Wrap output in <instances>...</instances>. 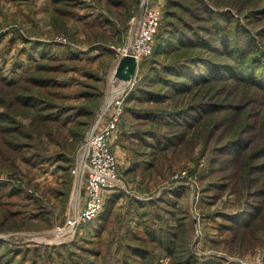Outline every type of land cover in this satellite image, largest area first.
Listing matches in <instances>:
<instances>
[{"label": "rangeland", "instance_id": "374dc122", "mask_svg": "<svg viewBox=\"0 0 264 264\" xmlns=\"http://www.w3.org/2000/svg\"><path fill=\"white\" fill-rule=\"evenodd\" d=\"M147 1L0 0V264H264V0H149L173 42L216 22L237 45L244 28L257 73L186 90L163 67L213 52L169 48L143 57L141 80L107 106ZM117 102L123 185L101 220L68 232L86 137Z\"/></svg>", "mask_w": 264, "mask_h": 264}, {"label": "built area", "instance_id": "2783aa9c", "mask_svg": "<svg viewBox=\"0 0 264 264\" xmlns=\"http://www.w3.org/2000/svg\"><path fill=\"white\" fill-rule=\"evenodd\" d=\"M148 2L149 0L145 3L140 17L131 21L132 27H136V32L133 28L130 29V39L125 44L122 55V57L131 55L137 61V72L131 80H128L127 87L134 86L141 80L138 71L140 60L153 53L161 9ZM121 115L122 109L117 102L109 120L102 126L97 124L86 137L79 165L74 170L80 179L84 204L80 213L69 222L66 230L68 232L94 219L103 209L107 194L120 189L123 185L117 158L110 147L112 131L117 127ZM84 152L85 156L82 159Z\"/></svg>", "mask_w": 264, "mask_h": 264}, {"label": "trees", "instance_id": "16d2710c", "mask_svg": "<svg viewBox=\"0 0 264 264\" xmlns=\"http://www.w3.org/2000/svg\"><path fill=\"white\" fill-rule=\"evenodd\" d=\"M225 17V20L229 18L227 15H223ZM210 26V25H209ZM231 24L230 25H222L217 26L216 22L212 24V27L210 26L209 28L206 29L207 33L205 36L198 37L199 35H193V34H181V38H178L176 42H173L170 38H165L163 37L162 34H160L161 26L158 28V32L155 38L154 42V47H153V53L148 56L149 58L151 56H154V54H161V53H168L167 51H171L172 49L169 48H180L182 46H193L197 45L198 49H209L213 54L209 58H198L195 60H192V62H187L185 67H182L179 69V66H173L170 64H166L163 68L164 70L169 73V75H172L174 77H177L176 79H179L178 82H175V85L180 84V87L186 88V90L191 89L193 87L194 82H201L202 84L204 82H207L210 80L209 74L211 75H216L220 78H233V79H238L239 76L240 78L247 77V75L253 76V72L251 71L252 68H254L252 65L253 62L255 61V53L256 49L253 47L256 45L255 40L252 39L251 37L248 36L246 30L244 28L238 27L237 31H239L238 35V41L236 42L237 45L233 44V30L231 29ZM224 28V30H223ZM209 29V30H208ZM222 29L221 31H219ZM189 35V38H187L186 41L183 40L185 39L186 36ZM216 40L222 42V44L219 45ZM264 50L259 52H263ZM217 53V54H215ZM264 53V52H263ZM251 55V59L249 62L248 56ZM215 55H218L216 57ZM147 57V58H148ZM219 59V60H218ZM230 59L234 60L233 63H228ZM213 60V61H211ZM249 64V65H247ZM214 69V70H213ZM257 71L261 70V74L257 76V79L263 80L264 81V67L262 69H257ZM257 73V72H254ZM218 74V75H217ZM230 74V77H227L226 75ZM175 79V80H176ZM159 78L154 80L153 82H158ZM242 80V79H241ZM164 83L167 84L168 88L171 87L172 91H179V87L172 86L171 81L169 80H162ZM188 82L190 84H188ZM170 85V86H169ZM187 115L186 113H184ZM161 145V144H160ZM164 146V144H162ZM119 190V189H118ZM117 191V190H116ZM116 191L110 192L107 194V196H110V199L108 200V205L106 206V199L104 202L103 209L104 211L101 212L90 222H94L98 219H102V217L108 213L107 208H111L114 203L111 202V199L113 196L111 194L116 193ZM107 198V197H106ZM90 222H88L90 224ZM88 224V225H89ZM86 225V226H88ZM169 241H173L170 239ZM172 242L167 246L165 245L166 248L172 247Z\"/></svg>", "mask_w": 264, "mask_h": 264}, {"label": "water", "instance_id": "95a60500", "mask_svg": "<svg viewBox=\"0 0 264 264\" xmlns=\"http://www.w3.org/2000/svg\"><path fill=\"white\" fill-rule=\"evenodd\" d=\"M137 72V61L131 55L123 56L119 59L115 75L117 78L128 81L132 79Z\"/></svg>", "mask_w": 264, "mask_h": 264}, {"label": "bare ground", "instance_id": "6f19581e", "mask_svg": "<svg viewBox=\"0 0 264 264\" xmlns=\"http://www.w3.org/2000/svg\"><path fill=\"white\" fill-rule=\"evenodd\" d=\"M117 77H116V75H115V69H114V71L112 72V74H111V79L112 80H115ZM121 80V79H120ZM127 83H128V81H124V80H122V82H121V84L117 87V89L111 94V96H110V98H109V100H108V103H107V106L109 105V104H111V102H112V98L114 97V96H118V95H120L122 92H123V90H124V87L127 85ZM84 156H85V152H84V155L82 156V159L84 158ZM80 182V181H79ZM79 191H80V186H79V183L77 184V186H76V188H75V191H74V194H73V199H74V201H77L78 199H79ZM77 205V203H75V207H77L76 206ZM62 233V232H61ZM60 233V234H61Z\"/></svg>", "mask_w": 264, "mask_h": 264}]
</instances>
